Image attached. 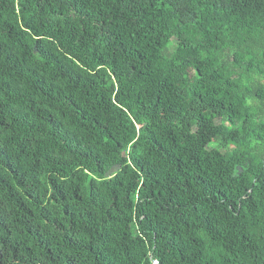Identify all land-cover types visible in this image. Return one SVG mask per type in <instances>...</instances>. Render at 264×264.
<instances>
[{
	"label": "trees",
	"instance_id": "obj_1",
	"mask_svg": "<svg viewBox=\"0 0 264 264\" xmlns=\"http://www.w3.org/2000/svg\"><path fill=\"white\" fill-rule=\"evenodd\" d=\"M0 264H264V0H0Z\"/></svg>",
	"mask_w": 264,
	"mask_h": 264
}]
</instances>
